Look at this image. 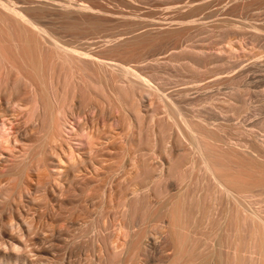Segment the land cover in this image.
Instances as JSON below:
<instances>
[{
	"label": "bare ground",
	"instance_id": "obj_1",
	"mask_svg": "<svg viewBox=\"0 0 264 264\" xmlns=\"http://www.w3.org/2000/svg\"><path fill=\"white\" fill-rule=\"evenodd\" d=\"M81 1L0 0V126L2 128L3 126L5 127L4 131H6V128L8 130L11 129V133H8L9 135L6 132L7 136L3 133L6 137L0 133V189L8 192L25 189L31 176L44 172L50 174L49 176H52V174H62L64 177H69L70 179H75L78 176L81 179L82 174L85 179L91 177L90 175L87 176L86 173L88 174V172L90 173L92 169L96 168L97 158L102 154L106 156L104 154L108 151L107 155L111 153L110 149L114 151L113 149L116 146L114 140L118 141L127 134L124 133L126 125L130 127H135L136 125L139 127L143 126V122H146L147 119L145 118L147 115L145 117L143 115L146 100L154 98L158 103L155 110L158 112L159 109L163 108L165 116L156 117L154 122H149V146L157 144V138L160 135L165 141L171 139L170 136L173 133L172 147L165 151V159L161 160L160 163L154 160L156 156L154 152L150 151L147 156H144L143 164L141 165L142 170L140 169L139 172L142 171L140 173L142 174L141 181L147 188V192L143 194L145 192L144 189L142 190L144 191L142 193L143 196H140L138 193H136L138 196L133 194L135 197L129 201L130 205L128 204L131 208L130 212L132 211L131 216L126 220L129 208L125 209L126 211L122 210V207L127 206L126 202L124 205L121 203L123 205L120 206L121 209L118 206V212H116L117 210L114 211L117 213L115 214L118 221L119 219L126 221L124 227L127 230H129L127 224H129V227L134 226L133 221L135 219L133 217L135 212L141 211L140 217L138 216L140 218L141 231L132 235L131 249H129L130 251L132 250L133 257L139 254L137 252L144 244L145 239L152 234L149 231L150 226H152L151 229L155 226L156 230L158 227L155 233H158V236H156L159 240L153 239L152 241L155 240L154 242H157V246H162V251L160 250L159 252L156 264H264V211L261 210L263 204L260 206L261 208L257 209L256 206L260 204L253 205L258 202L254 203L252 200L255 192L258 196L255 199L258 200L259 196L260 199L264 198V157L260 155L259 151V154H257L253 148L251 150H240V144H237L238 147H235L233 146L235 143L230 145L225 142L226 139H223L227 136L224 135L227 129L224 128L226 131L222 133L224 137L220 136V131L223 132L222 128L223 126L226 127V125H221L222 128H212L206 121L208 119L205 120L203 115H189L187 112H183L179 102L176 101L177 99H174L177 94H167L164 89L156 86V84L154 85V82L152 83L144 73L138 72L136 69L138 67H134L136 64L133 66L135 70L128 67L131 63H128V66H124L121 63L112 62V55L121 56L124 54L126 57V55L129 56L130 54L129 57L131 58L132 54L137 51L144 52L146 49L149 51V48L152 49L153 47L157 49L158 47L154 46V43L162 37H168V34H171V36L175 34L172 38L169 36L170 39H173L181 34L175 33L181 31L178 30L181 28L180 24H178L179 28L177 30L174 29V34H172L173 23L171 22L172 28H166V26L163 28L164 26L161 25L162 28L159 26L158 28L160 29L153 31L152 29L149 30V27L146 26L148 30H139L140 32L136 31L139 33H132L130 35L127 32L129 33V30L134 28L129 25L132 22L130 20L126 22L127 19L121 18L118 14L119 18L125 21L124 24L128 23L131 28L126 25L130 28L127 31L128 28L123 26L127 31L122 30L124 31L123 33L121 31L123 27L117 28L121 31L120 33H126L127 36L124 35L125 37L122 36L120 38L118 35L120 39L110 41L111 39L109 40V38H112V36L110 35L109 37L108 35L111 33L114 36L116 31L118 33V30H115L116 27L114 28L110 25L111 23L114 24V22H110L109 24L114 28V32H109L110 27L107 29L109 32L107 34L105 29L108 23L102 15V10L98 11V13H101L100 15L96 13L94 4H89L88 0V2ZM100 2L102 1L100 0ZM257 2L254 1L253 4ZM125 4L127 2H124V6H126ZM262 4H264V0L261 1L260 5ZM193 6H191L192 8L187 7L193 10ZM165 8L169 11L170 7L167 8L166 6ZM165 8L164 6L162 9L159 7L158 11L165 10ZM107 9L110 11L109 7ZM180 10L174 12L178 13L179 16L182 12V9ZM183 10L185 11V9ZM121 11L122 15L124 10ZM140 11L142 12V10ZM211 11L213 10L211 9ZM148 12H151V10ZM109 13L112 14L113 12ZM108 14L107 17H112L108 16ZM176 14H173V16L175 15L176 17ZM181 14L184 15L185 13ZM196 14L198 13L196 12ZM211 14H214V12ZM113 15L117 16L114 13ZM135 15L140 14L136 12ZM186 15L183 19H188L191 16L188 15L189 17H186ZM202 15L203 11L199 15V18ZM114 16L113 18H115ZM194 16L196 15H193L191 19H197ZM212 17L215 18V14ZM214 18L212 19L214 20ZM153 19L155 18L153 17ZM212 19H208L210 20V25L211 21H213ZM216 20H219V18L217 17ZM158 21L160 20L158 19ZM158 21L156 25H158ZM184 22L183 24L186 23ZM213 22L217 26V21ZM118 23L121 25L120 22ZM149 23L151 24V20ZM223 23L219 22V25H223ZM116 25L118 24H114V26ZM136 25L137 27L139 26L138 24ZM152 25L155 24L153 23ZM215 25L212 24V28ZM148 26L150 25L148 24ZM203 26L201 28L206 27L205 29H209L211 27L208 25ZM197 27L199 26L197 25ZM187 28H189L188 25ZM212 28L211 30H213ZM217 29L219 30L220 28ZM197 31L199 32V30ZM103 33L107 35L104 36ZM193 33L195 32L193 31ZM99 34H101L102 38L108 37L106 40L104 38L101 40L100 38L99 41L97 40L100 37ZM182 34L188 35L183 32ZM96 37L98 38L96 39ZM179 38L183 39L182 35ZM165 39L167 40V38ZM181 41L182 44L183 40ZM98 44L100 46H97ZM148 55L150 54L148 53ZM153 55L151 53V56ZM138 56H136V59ZM141 57H144L143 54ZM130 58H125V61L127 62ZM133 58L135 59V56ZM191 58L194 59V57ZM134 59L133 61L136 60ZM147 59L148 57L144 60ZM125 61L123 60V63ZM195 61L200 63L199 59H195ZM46 62L47 66H49V73H46L47 70H44L46 69V66H44ZM135 62L140 63L139 61ZM141 62L143 61L141 60ZM182 92L184 91L182 90ZM112 109L117 110L119 114H113ZM213 121L215 123V120ZM214 123L213 125H215ZM153 128L159 129L160 132L156 138L151 130ZM252 138L257 139L258 142V138L254 136ZM247 140L250 141L249 139ZM248 141L247 146L249 147L248 143L250 144V142ZM259 143H256L257 146L254 144L255 148H258ZM114 144L115 146H113ZM243 145L246 148V144L243 143ZM260 145L259 148L264 149L262 147L264 145L261 147ZM110 146L114 148H110ZM106 158L103 157V159ZM108 177L110 178V176ZM12 178L16 181L11 186L7 184V181ZM135 181L132 185L135 184ZM43 187L45 186L43 185ZM62 188L66 187L62 186ZM258 191L260 193L263 192V194L258 195ZM202 192L204 195H200ZM152 197L156 198L158 202L157 200L152 202ZM203 201L208 205H205L204 202L203 206ZM8 210L5 211L10 216V211ZM13 211L15 212V210ZM216 212L218 214L222 212V217L220 220L215 221L214 218H219ZM3 213L6 214L5 212ZM19 215L25 216L22 213ZM215 215L218 217H215ZM122 217L125 218L123 219ZM131 220L133 221L131 222ZM18 225L19 230L17 234L20 237L17 240L22 241L21 237H33L35 239L43 237L41 235L44 233L34 228L33 230L31 225H27L28 227L24 228V221L23 224L20 223ZM8 226L9 224L7 223L3 226V228L5 227L4 231L1 228V232L3 231L1 235L3 237L10 236ZM12 226L13 228L10 229L13 230L14 224ZM105 231L107 230L105 229ZM103 234H107V232L101 234L103 239L108 240L110 238V235L102 236ZM120 235L125 237L128 235V232L125 235L122 232ZM154 235H152V238H154ZM16 237L18 236L12 237V239L14 238L13 240H15ZM147 240L149 241V239ZM21 241H13L12 245L15 251L24 247V244L21 247ZM158 242L161 244H158ZM125 244L122 246L124 247ZM128 244L127 246L129 247L130 244ZM146 245L149 246L147 243ZM147 246L145 247L147 248ZM116 248L118 249L117 244ZM151 248L154 249V247ZM33 249H31L32 252L34 251ZM36 252L39 253L37 250ZM33 253L35 254V251ZM41 253L46 254L45 250ZM119 253L121 254V252ZM122 253L124 252L122 251ZM36 255L38 256V254ZM32 261L30 263L34 264Z\"/></svg>",
	"mask_w": 264,
	"mask_h": 264
},
{
	"label": "rangeland",
	"instance_id": "obj_2",
	"mask_svg": "<svg viewBox=\"0 0 264 264\" xmlns=\"http://www.w3.org/2000/svg\"><path fill=\"white\" fill-rule=\"evenodd\" d=\"M80 1L81 0H79V2ZM88 1L82 0L81 2H88L91 5L94 4L93 6L95 8V11H97L96 13L102 10V15L104 16V18H106L108 23L105 29L107 34H109V32H114L113 29L115 27H116L115 30L123 26H125L126 28L130 26L134 27L133 28L134 31L133 29L132 30L130 29L131 27L127 29V31L129 29L131 30V31L129 30V33L126 31L125 27L121 28V31L125 30L127 34L131 35L132 33L136 34L139 33L140 31H144V29L145 31L148 29L149 30L152 29L154 31L162 28V26H164L163 28H165V26L166 28H172V25H173V29H172L173 33L172 32L171 33L174 34V29L177 30L179 28L178 24H180L181 28L178 30L181 31L175 33L177 34L181 33V34L179 35L176 34L177 37L176 38L174 37L173 39H170V37L172 38V36H175V34L172 36L171 34H168L170 37L169 36L162 37L161 39H159L154 43V46L156 45V47H158L157 49L153 47L152 49L149 48L150 49L149 51H147V49L144 50V52L140 50L144 57H141L142 56V54H140L141 52L137 51L134 54H132L131 58L129 57L130 54L129 56L126 55V57L124 54L121 56L112 55L111 56L112 62L117 64L121 63V65L124 66H128V63L129 64L131 63L128 66L130 68H133V66L136 64L134 67L135 68L138 67L136 68L138 72L140 71L144 73V75L148 77V79H150L152 83L154 82L153 83L154 85L156 84V86H159L161 89H164L167 94H177L175 95L176 97H174V99L175 98L177 99L175 100L179 102L183 112L185 111V113L187 112L189 115L190 114L203 115L205 120L208 119L206 121L210 124V127L212 128H218V127L222 128L223 125H226V127L223 126L222 128L223 130L220 129L223 132L219 130L221 137L227 135L224 139L222 138L223 140L226 139L225 142L229 143L230 145H233L235 143L233 145L235 147H238L237 144H240L239 145L240 150H245V149L251 150V148H253V150H255L257 154H259L260 152V155L264 157V153H263L264 149L259 148L260 143H261L260 147L264 145V4L260 5L262 0H228L230 2H228L227 0L225 1L220 0L221 2L219 0H211V1L209 0H197V1L195 0H135V1L134 0L132 1L104 0L103 1L101 0L103 3L100 2V0H95V1L88 0ZM90 1L93 3H91ZM254 1L255 2L258 1L257 3L259 4L257 3L253 4ZM109 2H111L112 4ZM114 2L115 4H113ZM118 2L120 3L117 4ZM124 2L125 3L127 2L128 6L127 4H125L126 6H124ZM131 3H133L134 5ZM195 5H197V7H195ZM211 5L215 7L213 6L210 7ZM106 6L110 8V11L109 9H107L108 7ZM163 6L164 8L166 6L167 8L170 7L169 11L166 8L165 10L163 9L161 11H158L159 7L160 9H162ZM187 6L189 7L193 6L194 8L192 10L191 9L192 7L189 9V7ZM122 7L124 8L122 9ZM135 9H137L139 12L137 10L135 11ZM148 9L151 10V12H148L149 11ZM180 9H182L181 13H185V14L182 15L180 13L178 16V13L176 14V12L179 11ZM183 9H185V11ZM211 9L213 11H211ZM121 10H124L123 11L124 13H122L123 16L121 15L122 12ZM140 10H142V12ZM187 10L189 11L187 12ZM152 11H153V16L151 17ZM191 11L195 14H193ZM202 11H203L202 16L204 17L200 16L199 18V15H201ZM109 12L111 13L113 12L117 16H114L113 13L110 14ZM132 12L133 13L135 12V14L137 12L140 15L136 16ZM196 12L199 15L196 14ZM212 12H214L215 18L212 17V15L214 16V14H211ZM127 13L129 14V16ZM98 14L101 15V13ZM107 14L108 16H112V17L110 18L107 17ZM118 14L121 18L123 17V19L125 20L127 19L126 22H129L130 20L132 22L129 23L130 26L128 25V23L124 24L125 21L119 18ZM161 14L163 18L161 17ZM173 14H176V17L175 15L173 16ZM141 15L142 17L145 16L146 18H142ZM181 15H182L181 17L182 19L180 18ZM185 15L186 17L188 15L191 16L190 17L188 16L189 17L188 19L187 18L183 19L185 18L184 17ZM193 15H196L194 16V18L197 19H193V18L191 19ZM113 16L115 18H113ZM153 17L155 19H153ZM211 17L214 18V20ZM217 17L219 18V20H216ZM201 18L203 21L201 20ZM158 19L160 21H158ZM208 19L210 20L212 19L215 22L217 21L216 22V24L218 23L217 26L213 21H211V25H210L209 22L210 20ZM118 20H121L122 22ZM144 20H146V22H144ZM148 20L149 22L151 20V24L148 22ZM182 20H184L186 23ZM193 20L195 21L193 22ZM157 21L159 22L158 25H156ZM110 22H114V24H118V25H119L118 22H120L121 25H119V27L118 25L114 26V24L113 23L110 24ZM183 22L185 24H183ZM219 22H224V23L227 22V23L225 24L223 23V25L221 24L219 25ZM153 23L155 25H152ZM166 23H168L169 25ZM109 24L112 25L114 28ZM136 24L139 25L138 26L139 28L137 27ZM148 24L150 26H148ZM205 24L211 27L209 28L207 26L209 29H205L206 28L204 27L206 26ZM212 24L215 25L213 26V28H212ZM187 25L189 26V28H187ZM197 25L199 27H197ZM146 26L149 28L147 29ZM159 26L160 28H158ZM201 26H203L204 28H201ZM110 27L112 28L111 31H110L111 29ZM211 28L213 30H211ZM217 28H220L221 30L220 29L218 30ZM107 29H109V32L107 31ZM186 29L187 30L189 29V31L192 32L191 33L192 35ZM117 30L119 34L116 31L115 32L116 34L114 33V36L111 33L108 35L109 37L110 35L112 36V38L111 37L109 38V40L111 39L110 41H114V40L116 41L117 39L122 38V36L125 37L124 35L127 36L126 33L122 34L124 31L120 33L121 31H119V29ZM192 30L195 33H193ZM197 30H199V32ZM182 32L184 34L187 33L188 35L187 36L186 34L183 35ZM105 33H103L104 36L107 35V34L105 35ZM101 34H99L100 37L97 35L99 38L96 37V39L98 38L97 40H99L101 38L102 40L104 38V40H106L108 36L102 38ZM116 35L117 37H115ZM118 35L120 38H118ZM181 35L183 39L180 38L178 39V37H181ZM113 37H115L116 39ZM165 38H167V40ZM181 40H183L182 44H181L182 42ZM97 46L100 45L98 44ZM150 52L154 55L151 56ZM148 53L150 55H148ZM137 55L140 56V57L138 56L140 60L138 59V57H137L138 60L136 59ZM134 56L136 60L133 58ZM124 57L126 59L127 58L130 59L127 60L126 62L125 61L126 59ZM146 57H148V59L144 60ZM191 57H194V59ZM132 58L135 61H139L140 63L139 64L138 62L136 63L135 61H133ZM195 59H199L200 63L196 62ZM123 60L127 64L125 62L123 63ZM141 60L143 62H141ZM141 63H143L144 65L143 64L141 65ZM45 64L46 65L44 66H46V69L44 70L45 71L47 70L46 73H49L48 71L49 66H47V62ZM181 89L184 92H182ZM186 91L187 93H185ZM155 101L156 100L154 98H150L146 100L144 107L145 109L143 108V113H144L143 115L144 117L147 115L145 117L147 119L146 122H143L145 124V125L143 124L144 126V127L142 126L143 128L137 125L135 127H130L128 125H126V127L124 126L125 127L124 133H127L125 134L126 137L124 135L123 137L124 139L122 138L119 139L118 141L114 140L116 146L115 144L113 146H115V148L113 146H110V148H114L113 149L114 151L110 149L111 153H109V155H107L109 152L108 151L106 154H104L106 156H103L102 154L99 158H97L98 162H96L97 160L95 161L96 168H94V170H96L97 172L92 169L91 172L94 173L93 175H91L92 174L91 172H90L91 174L89 172L88 174L86 173L87 176L90 175L92 178L87 177L85 179L84 175L82 174L81 179L80 176H78L75 179L74 178L70 179L69 177H64V175L62 174L61 175L52 174V176H49L50 174L44 172L41 174H34L33 176H31V178L28 179V186H27L28 190L27 188H25L19 191L11 190L10 192H8L0 189V196H2L0 197V205L4 206V207L1 206L2 208L0 207L1 208L0 223L4 221L2 224H0V264H31L30 262L33 259H35L32 261V263L34 264H36L38 261H39L38 264H70V262L71 264H132V263L136 264L137 262H138L137 264H156V260L160 254L159 252L160 250L162 251L161 248L162 246L161 245L157 246V242H154L155 240L152 241L153 239L159 240V238H157L158 233H155L158 230V227L156 226L157 227L156 230L155 226H153L152 228L154 231L153 232L151 231L152 226H150L149 231L152 234H150L149 232L150 235L149 237L147 236L148 238H146L149 239L150 242L148 240L146 241L145 239V242L149 244V246H147L146 243L144 242V244L142 245L143 248L141 247L140 250L137 252V254L139 253L140 255L138 254L133 257V252L132 250L130 251L129 249H131L132 235L137 234L139 233V231H141V224L139 218L141 211L135 212L133 219H135L136 222L131 220V222L133 221L134 223L133 227L130 226L131 227L130 228L128 226L129 224H127L129 230L125 229L124 227L126 221L120 219L118 221L117 220L118 218L116 217L117 214L116 212L119 211L117 210L118 206L120 208V206L122 205L121 203H123L124 205L126 202L127 206L122 207V210L129 208L127 210L128 213L126 212L128 214V216L126 214V220H127V218L130 217L132 213V211L130 212L131 208L129 206L130 205L129 201L133 197L138 196V194L141 196L142 193L144 192L142 190L145 189V192L143 194H146L147 192L146 191L147 188L144 186V184L141 181L142 174L140 173H142V171L139 172L140 169L142 170L141 165L143 164L142 161L144 159V156L145 155L147 156V154H149L150 151L154 152L156 154L154 160H156L157 163H160L161 160L165 159V151L171 149L172 147V141H173L172 136H174V134L171 133L172 135L170 136L171 139H167L164 141L160 137L161 135L159 137L157 136L158 133L160 134V132L159 129L156 128H153L151 130L154 133L155 138L156 136L158 137L157 138L158 142L157 144L152 145L151 147L149 146L148 143L149 124L154 122L156 117L160 118L165 116V110L163 108L159 109L158 112L155 110L158 104L157 101L156 103ZM112 110L114 111V112L112 111L113 114L115 115L119 114L117 110L115 109ZM213 120H215V123ZM224 122L226 123L224 124ZM213 123L215 125H213ZM228 125L230 126V128ZM231 125L232 127L234 125L235 126L232 128ZM0 128H1L0 133H2V135L4 133L7 136L9 132L11 133L10 131L11 129L8 130V128H6L5 129L6 131H4L5 128L4 126L3 128L0 126ZM224 128H226L227 131ZM225 131L226 134L223 135L222 133H225ZM140 136L142 137L144 136L143 137L144 139L142 137L139 138ZM253 136L258 138V142H260L258 148H255V145L257 146L256 143L258 142L257 139L252 138ZM249 137L253 140H251ZM247 139H249L250 141H248ZM247 141L250 142V144L248 143V145L252 147L247 146ZM253 141L254 143L252 145ZM243 143L246 144V148H244L245 145H243ZM262 147L264 148V146ZM260 150L263 151L262 154ZM102 156L107 157L106 159L109 158L108 159L109 161L103 159ZM107 162L108 164H106ZM100 167L101 169H99ZM110 168L113 170H111ZM108 176H110V178ZM134 178L136 179L137 182L135 181ZM12 179L7 181L8 185L10 184L12 186L15 183L16 180L14 178ZM134 181L135 184L132 185ZM43 185L45 187H43ZM62 186L66 188H62ZM128 186H132V187L136 186V187L132 188ZM141 186H143L144 188ZM263 192L260 193V191H258V195L263 194ZM4 194L7 195L5 196ZM133 194H135V196H133ZM200 195H204L203 192L200 193ZM257 197L258 196L255 192L253 199L252 197L251 199L253 200L254 203L255 202L258 203L257 204L252 203V204L253 205L260 204L256 206L257 209L263 204L262 205L263 208L261 207L260 208L262 211H264V198H263L264 194L263 197L261 196L263 199H260L259 196L258 198L259 201L255 199ZM155 200L157 199L152 197V202H154ZM204 202L205 201H203V206H204ZM16 203L18 205V208ZM206 204L207 203L205 202V205ZM7 206H9L8 207L9 210ZM19 208L21 209L19 210ZM5 210L10 211V216L9 213ZM13 210H15V212ZM115 210L117 211L114 212ZM3 212L5 213L7 212L8 214L7 213L4 214ZM20 213H22L25 216L22 215L20 216L19 215ZM219 213L220 214L216 212V215H218L219 218L216 219L214 218L215 221L220 220V218L222 217L221 216L222 212ZM216 215L215 217H218ZM22 217L25 219H23ZM122 218L124 219L125 217ZM23 221H24V228L28 227L27 225H31L32 229L34 228L35 230L37 231L40 230V232L44 233V234L41 233L42 234L41 236H43L44 239L43 237H39L41 240L39 238L35 239L33 237H27V238L21 237L20 239H22V241L19 239L17 240V238L20 237L17 234L19 230L18 224L20 223L23 224ZM27 222L28 223L30 222L31 224L30 223L28 224ZM6 223L9 224L8 226L9 235H10L9 237H3L1 235V233L5 230V227L3 228V226ZM12 224H14V229H13L14 231L10 229L13 228ZM1 228H3L2 232H1ZM98 229H100L101 231ZM105 229L107 231H105ZM101 232L102 233L107 232V234L110 235V238L108 237L109 238L108 240H105V238L103 239V237H101L102 234ZM122 232L123 235H125L128 232V235L123 237L120 235L122 234ZM107 234H103L102 236L105 235L108 236ZM99 235L101 238L99 237ZM152 235H154V238H152L153 237ZM15 236L18 237H16L15 240H13L14 238L12 239V237ZM150 236L152 239L150 238ZM26 240L27 241L30 240V241L27 242ZM13 241L15 242L21 241L20 242V244L22 243L21 247L24 244L23 245L24 247H22L23 249L20 248L22 249L21 250L22 253L20 249L18 251L14 250L12 245ZM33 241L36 242V244H34ZM30 242L32 243V245ZM128 242H130L129 243L130 245L128 244ZM116 244L118 249L116 248ZM123 244H125L124 247L122 246ZM127 244L129 245V247L127 246ZM158 244L161 243L158 242ZM27 246L31 248H28ZM145 246H147L148 249ZM151 247H154V249ZM31 249L35 251V254L33 253L34 251L32 252ZM114 249L115 251H113ZM116 249L118 252L116 251ZM36 250L39 251V253L36 252ZM44 250L46 254L41 253ZM122 251L124 253H122ZM154 251L155 253H153ZM119 252H121L122 255ZM36 254H38V256ZM115 254L116 255L119 254L118 256L120 257L116 256ZM135 257H139V258H135Z\"/></svg>",
	"mask_w": 264,
	"mask_h": 264
}]
</instances>
